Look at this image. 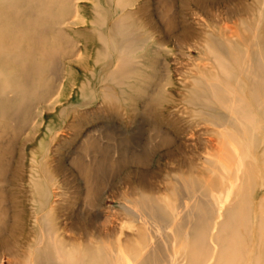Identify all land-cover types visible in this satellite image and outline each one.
Wrapping results in <instances>:
<instances>
[{"label": "rangeland", "instance_id": "1", "mask_svg": "<svg viewBox=\"0 0 264 264\" xmlns=\"http://www.w3.org/2000/svg\"><path fill=\"white\" fill-rule=\"evenodd\" d=\"M105 7L118 21L114 34ZM257 11V0H0V71L14 82L0 84V216L9 224L2 237L26 248L23 258L0 243L3 263L29 264L33 167L57 181L47 211L54 207L56 235L85 252L87 264L92 253L94 264L110 254L120 264L149 255L145 264H194L205 251L197 207L209 203L192 191L199 182L230 185L227 194L213 190L220 208L241 186L255 208L264 197V89L255 91L249 74L264 54ZM102 54L118 62L128 55L135 70L117 77L112 69L102 80ZM198 83L234 96L227 105L212 102ZM83 89L92 97L86 105ZM230 105L250 113L256 144L235 132ZM94 155L101 171L88 196L76 160L94 162ZM194 204L196 222L184 224ZM16 219L26 222V239L19 225L13 229ZM214 251L213 243L195 264H211Z\"/></svg>", "mask_w": 264, "mask_h": 264}, {"label": "bare ground", "instance_id": "2", "mask_svg": "<svg viewBox=\"0 0 264 264\" xmlns=\"http://www.w3.org/2000/svg\"><path fill=\"white\" fill-rule=\"evenodd\" d=\"M257 3H258V11H257L258 16L262 19L264 17V0H257ZM104 13L106 14V19L108 21L107 24L110 25L109 32H111L110 34H114V32H117L116 26L118 24V21L117 20H114L112 22L109 21L111 18L114 17V12L112 8L105 7ZM102 23L103 22H101V24ZM167 23L168 26L171 28L172 27L171 21L167 20ZM131 34H133L132 31ZM103 37L104 35L102 36V42L104 40ZM261 52L264 53V51ZM0 53H2L1 50ZM101 57L103 58H100L99 62L101 63V68L103 70L101 72L102 80L108 75L107 72H110L112 69L116 70L117 77H124L130 72V70H135V67H132L130 64L132 61L131 59L133 58L128 55L120 57L121 60L119 62H118L119 58L118 57L116 58V56L114 55L112 57L107 56L106 58H104L102 54ZM257 62H258L257 67L250 66L249 68V74L251 75L250 76L251 85L255 91L264 89V75L263 77H259L261 75L260 72L264 74V54H260L259 61ZM220 65L222 67L223 73L226 76H229L230 70L227 69V64L221 62ZM114 66L116 67L113 68ZM115 70L112 74L115 73ZM237 76L238 75L236 73L235 77L237 78ZM5 79L6 77L3 78L2 73L0 71V84L3 83L4 85L3 88L9 87L11 86V84L14 83V82L12 83V77L10 78L11 81L10 83L6 82L7 80ZM198 84L200 87L199 90L202 93L201 96L209 99L212 102L227 105V101L230 99V97L234 96L231 94L229 88L226 87L222 88L218 84L211 83L207 85L208 90L203 88L201 83ZM80 96H81L80 103L82 105H86L90 103V100L92 98L90 93L87 92L84 93V89H83V93H81ZM205 98L203 100L207 102L208 100ZM230 106H231V110L234 112L235 115L230 122L232 123V127L234 128L235 132L244 134L250 144L251 143L252 145L256 144L257 137L254 136L252 132L253 121H251L250 119L251 117L250 113H245L242 116H240V114H238L237 111H239L242 108L241 105L239 106L236 105V107L232 105ZM261 106L263 107V103H261ZM245 111L247 110L245 109ZM207 121L212 122L219 128L225 126L223 125L222 120L218 122L211 120H207ZM222 132L223 131H221V133ZM231 132L234 136H236L234 131L231 130ZM232 139L235 142L236 138L232 137ZM94 157H93L94 162H84L82 157L76 160L77 161L76 168L78 169L80 175L85 178L86 187L88 190L87 192H89L88 196H90V194L92 195V193L90 192H93L92 190L96 187L94 186L93 181L96 175L98 174V172L101 171V167L99 164L100 161L97 162L96 155H94ZM260 157L264 164V150L260 155ZM33 161H35V165H36L37 159L34 158ZM33 169L34 170L32 171V174L30 176V184L32 186L31 195L33 196L31 199L33 212H34L33 229L35 230L36 233L35 236L36 239L32 242V244L29 245V255H30L29 264H87L88 258H86L85 252L84 253H81L82 251L77 252V250L73 248L68 249L67 247L68 244L65 243L62 239H59V236L56 235L57 229L54 227L52 223L54 207L52 206L53 208H50V210L47 211V208L50 206L52 198L58 195L55 192V187L53 186L54 184L57 183V181L54 183L53 182L49 183L48 181L49 177L47 176L41 177L38 168L33 167ZM222 169H223L221 173L222 175L233 174V172L230 171V169L227 168H222ZM210 184H206V183L202 184V182H199V185L197 184V186H194L195 188H193L192 191L193 192L201 191L202 194L201 201L208 200L209 203L205 205V203L202 202V204L204 205L201 207H197V205L194 204L192 209L186 211L188 213L187 219L189 220L188 222H184V224H188V223L194 224V222L196 221H192V217L195 216L196 207L197 210H200L201 212L200 214L202 215L200 220L202 223L203 233L199 235L198 239L201 244V247L205 248V251L202 252V255L200 257L209 254V251H211V244L214 243L215 259L212 261L211 264H264V197L256 202L254 208L252 198L250 199L249 196L250 194L247 192L245 188L241 186V187H237L236 191L235 189H233L232 192L235 196L234 200H231L229 204L227 203V206L225 208H220L219 203L216 202L217 197L215 194H213V190L215 192L220 191L219 194L221 193L227 194V192L230 191L229 190L230 185L221 184V186L218 189L217 187L214 186V182ZM215 203L217 206L215 205ZM157 207L158 206L156 205L154 209L158 210ZM215 218H217V221H214ZM20 223H22L23 226H26V222H24L23 219L22 220L16 219L14 226L12 225L13 229L16 228V225H19L21 232H23L22 237L26 239V232L27 234H30V230H26V228L21 226ZM8 226H9L8 222L5 219L3 220V216L1 215L0 243H6L9 252L10 249H13L15 247V250H13L14 252H16L15 255L25 258L26 256L25 247H20L19 245H17L16 247L15 246L16 242L13 245H9L8 237L7 236L2 237V235L5 234V231L8 229ZM211 228H214L215 232L213 236L209 238L208 234ZM15 233L16 232H12L10 233V235H8L9 240L13 238L12 236ZM185 235L187 237L189 236L191 237L192 232H188ZM187 251L189 252L190 249H188ZM9 252L7 253L8 260H13V258L10 256L11 253ZM98 254L100 255V253ZM92 255L94 259L91 258L90 262L94 264L95 262H97L94 261L97 259V257L96 254L94 253H92ZM110 255H111L110 256L111 260L108 259L106 260V257L105 259H103V262L105 264L107 263L120 264L119 261L120 257L117 258L116 256L115 258L114 254H110ZM103 256L104 254L101 253V257ZM149 257L150 255L144 258L141 264H145L146 260L149 259ZM200 257L199 260L201 259ZM196 260L199 261L196 258L194 260V264ZM0 264H4L3 257L0 259Z\"/></svg>", "mask_w": 264, "mask_h": 264}]
</instances>
